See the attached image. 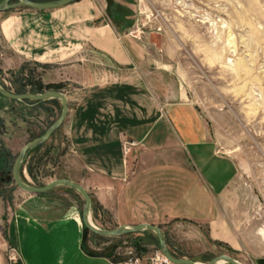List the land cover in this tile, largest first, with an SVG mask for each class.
Wrapping results in <instances>:
<instances>
[{"label":"crops","instance_id":"0c3cea01","mask_svg":"<svg viewBox=\"0 0 264 264\" xmlns=\"http://www.w3.org/2000/svg\"><path fill=\"white\" fill-rule=\"evenodd\" d=\"M127 17V12L106 11L101 0L1 12L0 72L29 62L54 68L56 77L41 76L43 84H76L69 93L58 91L68 100L64 131L85 169L84 175L71 180L90 194L91 220L106 213L115 228L141 223L205 226L208 239L226 244L238 260L242 238L224 201L238 167L219 149L209 122L194 103L181 93L164 96L144 77L131 73L143 66L146 49L126 35ZM97 54L119 70L130 71L118 79L96 80L81 61ZM52 103L55 109L60 100ZM125 141L145 148L133 171L130 158L124 163ZM165 150L170 157L163 156ZM179 151L184 158H172ZM4 180L0 172V264H6L8 245L17 249L21 264L116 262L107 254L86 250L77 197L57 194V186L31 194ZM252 264H264V252L257 253Z\"/></svg>","mask_w":264,"mask_h":264},{"label":"rangeland","instance_id":"374dc122","mask_svg":"<svg viewBox=\"0 0 264 264\" xmlns=\"http://www.w3.org/2000/svg\"><path fill=\"white\" fill-rule=\"evenodd\" d=\"M101 2L112 14L128 13L130 26L126 35L146 49L143 66L134 67L131 73L144 77L148 86H156L164 96H186L206 117L219 149L234 159L238 175L224 201L230 222L242 238L238 261L252 264L255 255L264 252V0ZM9 10L13 9L5 11ZM81 62L98 81L118 79L121 73L130 71L119 70L98 54L93 58L84 56ZM53 71L50 66L25 62L8 73L0 72V84L12 92L22 87L29 92L31 83H43L41 76L49 73L56 77ZM68 83H61V88L69 93L76 84ZM34 103L38 102L15 101L0 95V153L7 154V165L0 167V172L5 177L3 182L12 188L17 187L11 173L20 148L43 134L61 111V104H55L54 109L51 100L31 105ZM64 125L65 120L42 145L28 152L19 174L29 185L84 175L85 169ZM134 143L127 155L132 171L137 158L145 152L140 142ZM161 153L170 157L166 150ZM171 156L184 158L182 151ZM55 190L57 194L77 197L82 208L84 200L76 190L66 186H57ZM108 221L106 213L96 221L92 218L97 227L113 229ZM160 229L175 257L201 263L220 254L237 259L226 244L208 239L205 226ZM84 243L88 251L115 254L119 257L116 262L132 251L141 254L144 264H149L148 257L155 251L161 252L158 238L149 230L105 237L86 228Z\"/></svg>","mask_w":264,"mask_h":264},{"label":"water","instance_id":"95a60500","mask_svg":"<svg viewBox=\"0 0 264 264\" xmlns=\"http://www.w3.org/2000/svg\"><path fill=\"white\" fill-rule=\"evenodd\" d=\"M77 0H49V1H37V0H1L0 1V11H5L8 9H14L18 7H26L31 8L35 10H48V9H56L60 8L62 6L68 5L72 2H75ZM0 95L11 99L15 101H33V102H41L46 101L49 99H58L60 100L61 104V111L58 115L57 119L54 120L44 131V133L30 141H28L26 144H24L18 154L16 155L13 166H12V180L13 183L20 188L23 191H26L31 194H40L45 193L51 189H53L56 186H66L69 188H72L76 190L83 198L84 203L81 210V218L83 221L84 226L90 230L92 233L100 235V236H118L122 234H128V233H137L145 230H149L154 232L156 237L159 241V249L161 250V253L167 258L169 263L171 264H220V263H229V264H244L237 259H234L233 257L227 255V254H220L218 256H215L211 258V260H208L207 262H196L192 261L188 258H178L171 254L167 244L166 240L164 238V234L159 226L153 225L150 223H141L136 224L133 226H118L116 228L113 227V229H103L99 228L96 225L93 224L90 216V208H91V197L90 194L87 192V190L79 183L70 180L68 178H58L49 181L48 183L44 185H32L22 180L20 176V169L23 161L25 160L28 152L37 147L42 145L64 122L68 111V100L67 96L58 90H45L41 93H15L10 90H8L6 87L0 84Z\"/></svg>","mask_w":264,"mask_h":264},{"label":"built area","instance_id":"2783aa9c","mask_svg":"<svg viewBox=\"0 0 264 264\" xmlns=\"http://www.w3.org/2000/svg\"><path fill=\"white\" fill-rule=\"evenodd\" d=\"M135 143L132 141H126L123 144V153H124V163L129 159L127 158L129 155V152L131 150V147ZM148 263L149 264H171L167 260V258L160 252L155 251L148 257ZM21 264L20 256L18 255L17 249L12 246L8 245L6 249V264ZM115 264H144L143 257L141 254H137L132 251H128L125 257H123L118 262H115Z\"/></svg>","mask_w":264,"mask_h":264},{"label":"trees","instance_id":"16d2710c","mask_svg":"<svg viewBox=\"0 0 264 264\" xmlns=\"http://www.w3.org/2000/svg\"><path fill=\"white\" fill-rule=\"evenodd\" d=\"M31 84H32V88L29 90L30 93H41L44 90H49V89L59 90L61 88V83L43 84L40 80L36 81L35 84H33V83H31ZM14 92H16V93H24V92H26V89L24 87H22V88H19V89L15 90ZM49 100L55 101L56 99H49ZM46 101H48V100H46ZM0 125H2V124L0 123ZM5 156H7V154L5 155L2 152L0 153V167L1 168H3V166L7 165ZM109 256L112 257V259H114V260H117L119 258L115 254L113 256L111 254H109ZM18 264H20V263H18Z\"/></svg>","mask_w":264,"mask_h":264}]
</instances>
